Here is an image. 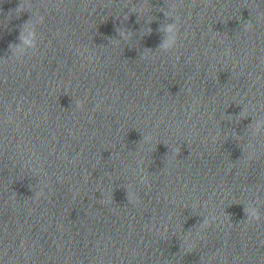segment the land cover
Segmentation results:
<instances>
[{"label":"clouds","instance_id":"9594fccd","mask_svg":"<svg viewBox=\"0 0 264 264\" xmlns=\"http://www.w3.org/2000/svg\"><path fill=\"white\" fill-rule=\"evenodd\" d=\"M42 20H43V17H40V19L37 22H42ZM27 27H29V25ZM175 29H176V25H171V26H169L168 30L169 31H175ZM247 214H248L249 218L253 219V220H258L260 218L259 213L255 209L248 210Z\"/></svg>","mask_w":264,"mask_h":264}]
</instances>
